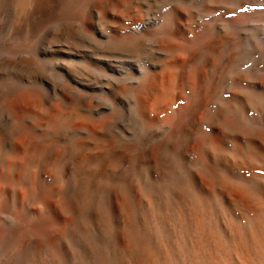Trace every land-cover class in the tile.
Masks as SVG:
<instances>
[{"label":"bare ground","instance_id":"bare-ground-1","mask_svg":"<svg viewBox=\"0 0 264 264\" xmlns=\"http://www.w3.org/2000/svg\"><path fill=\"white\" fill-rule=\"evenodd\" d=\"M77 1L49 47L98 76L1 83L0 264H264V6Z\"/></svg>","mask_w":264,"mask_h":264},{"label":"rangeland","instance_id":"rangeland-1","mask_svg":"<svg viewBox=\"0 0 264 264\" xmlns=\"http://www.w3.org/2000/svg\"><path fill=\"white\" fill-rule=\"evenodd\" d=\"M0 1H1V3H0V67H1L0 68V75L2 73L4 74V75L3 74L1 75L2 77H0V87L3 85V84H1L2 82L4 83V85L7 84V81H5L7 79V77L8 78H10V76L15 77L18 73H20L17 75L18 77L19 76H27V77L30 76V78H32V79L33 78L35 79V77L38 79V77H39V79H38L39 81L42 80V81H45L48 83V80H49V83L50 84L52 83V85L55 84V86H59L62 83L67 82L69 79L68 76H70V75L72 77L73 76L81 77L83 75L85 76V74L89 75V76H93V77L95 75L98 76L99 71H97V70L95 71L94 67H91V66L88 67V65H85V64H84L85 65L84 66L83 63H77V62H75L74 65L73 64L70 65L71 67L72 66H77V67H72V68L70 67V70H66V71H65V69H63V72L60 71L59 70L60 66H59L57 60H59L61 58L63 60H65L66 57L64 59V56L62 54H60L58 52H57L58 54L53 52L54 51L53 48L49 47L50 36L55 34V33L59 32L60 37H66L67 35H69V36L71 35L72 38H74V37L78 38L79 37L77 34V31H76V28H75L76 19L74 17H72L73 12H74L73 9H75V6L77 5V2H78L77 0L76 1L75 0H63L62 8L63 7L64 8L63 9L61 8L59 10L60 13L57 14L59 16L56 15L52 20L47 21L45 23H41L39 21L38 22H35V21L31 22V24H28L19 30H15L12 27L13 15H14L13 14V12H14L13 2L14 1L13 0H0ZM142 1L146 5V7H147V9L151 15H153V13H151V12H154V15L158 16V13H160L162 11V8H161V10H159L160 7L165 8L166 5H167L166 7L172 6V5L176 4L177 2H179L180 0H142ZM166 1L168 4L166 3ZM201 1L206 2L205 0H197V1L196 0H192V1L191 0H185V1L183 0L184 3H189V2L193 3V2H201ZM254 1H255V3L257 2L255 4V7L258 6V8H260V6H261V8H263L264 0H254ZM180 2L183 3L182 0ZM162 4H166V5L162 6ZM60 14H62V15H60ZM69 26H73L75 28V30H73V32L75 31L76 34H74L73 32H69L67 34V32H68L67 28ZM65 30H67V32H65ZM250 40L255 43V46H257V47L259 46V47L263 48L264 47V31H263V28L257 27V29L255 28L254 30H252L250 32ZM45 41H46V43H45ZM47 41H48V45H47ZM94 45H95V47L98 46L96 44H94ZM80 49L83 50V48L78 46L77 50L80 51ZM77 50L75 49L74 50L75 52H73V53L75 55H79V54L81 55L82 53L78 52ZM5 55H6V57H5ZM34 61H35V63H33ZM9 64L11 65V67H9ZM38 64H39V66H37ZM12 65H13V67H12ZM4 66L6 69L10 68L11 70L9 69L8 70L9 72H8L7 70H5ZM2 67L4 70L2 69ZM16 67H18V68L16 69ZM85 67H86V70H85ZM12 68H14L16 70H14ZM14 72H15V74L13 75ZM95 72H97V73L95 74ZM10 73H11V75H10ZM6 75H8V76L6 77ZM4 77H6V78H4ZM62 80H64V81L62 82ZM53 81H54V83H53Z\"/></svg>","mask_w":264,"mask_h":264}]
</instances>
